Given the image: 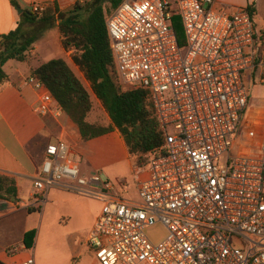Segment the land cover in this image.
<instances>
[{
  "label": "built area",
  "instance_id": "built-area-1",
  "mask_svg": "<svg viewBox=\"0 0 264 264\" xmlns=\"http://www.w3.org/2000/svg\"><path fill=\"white\" fill-rule=\"evenodd\" d=\"M173 16L182 21L183 46ZM253 18L250 7L216 0L123 1L106 14L117 80L148 93L163 143L136 165L144 174L138 201L80 176L64 159L65 144H49L30 207L64 183L102 201L86 240L98 264H264V138L259 156H230L255 76L264 85V28ZM26 81L40 92L34 112L58 109L40 81ZM156 223L166 235L153 242L145 230Z\"/></svg>",
  "mask_w": 264,
  "mask_h": 264
},
{
  "label": "crops",
  "instance_id": "crops-1",
  "mask_svg": "<svg viewBox=\"0 0 264 264\" xmlns=\"http://www.w3.org/2000/svg\"><path fill=\"white\" fill-rule=\"evenodd\" d=\"M77 1L83 0H15L18 5L16 7L10 0H0V37L15 29L22 11H30L32 4L42 5L44 10L57 6L59 10L67 11ZM123 1L135 2V0ZM216 1L220 6L250 7L254 14L258 5L264 2V0ZM47 32L50 33L49 38L54 37L61 47L57 27ZM43 35L45 33L40 37L43 38ZM38 43L39 40L29 51L34 57L30 63L10 59L3 66L8 81L0 86V174L14 180L16 200L0 199V264H19L28 256H33L35 264H39L35 257V237L30 248L24 245L23 240L28 231L34 230L29 220V207L34 193L33 182L42 165L47 145L63 142L67 149L64 159H70L77 165L80 176L87 179L93 176L99 177L113 186L111 194L126 200L134 201L131 195L137 196V180L144 177L143 173L137 171L135 157L130 155L118 130L114 129L83 141L77 125L56 103L54 107L58 109L54 111L52 106L50 112H34L33 105L37 102L40 92L26 80L30 76L31 69L53 59L48 56L42 63L37 60L40 50ZM61 51L60 58L67 63L75 75V70L79 72V76L76 77L86 90L90 91L89 83L71 60L73 50L64 51L61 47ZM86 120L92 123L89 116ZM256 146L260 155L261 141L256 142ZM244 154L249 155L247 150ZM66 184L68 183L49 189L43 202L38 204L41 205L37 206L40 209L38 214L41 215L40 226L51 218V213L45 215L44 211L52 207L55 211L52 213L53 222L73 237L68 248V264H71L74 258L77 264H98L86 240L101 212L103 202L80 195L66 188ZM11 249L14 250L12 254H10ZM47 256L45 253L46 259Z\"/></svg>",
  "mask_w": 264,
  "mask_h": 264
},
{
  "label": "trees",
  "instance_id": "trees-1",
  "mask_svg": "<svg viewBox=\"0 0 264 264\" xmlns=\"http://www.w3.org/2000/svg\"><path fill=\"white\" fill-rule=\"evenodd\" d=\"M12 5L18 7L15 0ZM123 0H83L75 2L67 11L57 6L40 14L23 10L12 31L0 37V86L8 81L4 64L15 59L30 63L33 44L44 31L57 27L64 51L73 50L71 60L85 80L90 91L100 102L110 123L106 126L89 123L86 118L92 109L89 92L67 63L54 58L31 69L34 76L50 92L55 103L77 125L81 139L87 141L116 129L121 134L136 165L142 155L159 148L162 135L154 115L148 93L142 89L123 87L117 80L103 6L115 9ZM177 16H173L175 18ZM57 23V24H56ZM180 46L185 44L181 29L172 21ZM0 199L16 200V186L12 178L0 174ZM39 207L31 212H39ZM35 237V230L24 235L27 248Z\"/></svg>",
  "mask_w": 264,
  "mask_h": 264
},
{
  "label": "rangeland",
  "instance_id": "rangeland-1",
  "mask_svg": "<svg viewBox=\"0 0 264 264\" xmlns=\"http://www.w3.org/2000/svg\"><path fill=\"white\" fill-rule=\"evenodd\" d=\"M103 10L104 15H106L109 14L113 8L106 3L103 6ZM253 19L258 29L264 28V2L258 5ZM172 21L181 29L182 38L183 41H185V33L180 17L177 16L172 18ZM47 31L42 33H45L43 38H38L40 50L38 51L39 57H37V60L41 63L44 61L45 57L51 56L54 59L60 58L62 55L61 47L57 44L54 37L49 38L48 34L50 33ZM75 73L79 76L78 71L75 70ZM249 93L248 103L240 123L237 137L233 140L232 146L230 147L231 157H243L242 155H245L244 152L246 150L249 155L258 156L259 149L256 146V142H260L262 138H264V85L258 83L257 76L254 78V83L250 85ZM90 98L92 103V111L88 114L90 121L102 126L108 125V116L102 110L100 103L91 93ZM98 111H100V113ZM221 162H225L224 157L221 159ZM131 198L134 201H138V197L135 194L131 195ZM37 206L41 205L29 207V210H36ZM44 212L45 215L51 213V218L45 221L41 226V215L38 214L39 212L35 211L29 214L32 229L35 230V257L37 261H39V264H68V248L71 245L73 237L65 231H62V229L57 227L53 222L54 215L52 213L55 211L52 207H48ZM145 233L151 241L158 242L166 235V230L160 223H156L146 229ZM45 253L48 255L47 259L44 257Z\"/></svg>",
  "mask_w": 264,
  "mask_h": 264
},
{
  "label": "water",
  "instance_id": "water-1",
  "mask_svg": "<svg viewBox=\"0 0 264 264\" xmlns=\"http://www.w3.org/2000/svg\"><path fill=\"white\" fill-rule=\"evenodd\" d=\"M19 11L21 12V10L19 9Z\"/></svg>",
  "mask_w": 264,
  "mask_h": 264
}]
</instances>
